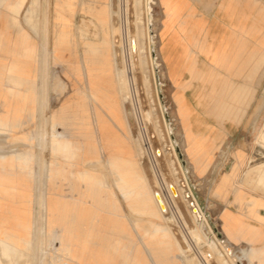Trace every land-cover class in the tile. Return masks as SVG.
Wrapping results in <instances>:
<instances>
[{"label": "rangeland", "instance_id": "rangeland-1", "mask_svg": "<svg viewBox=\"0 0 264 264\" xmlns=\"http://www.w3.org/2000/svg\"><path fill=\"white\" fill-rule=\"evenodd\" d=\"M21 1L22 0H18V5ZM31 1L33 0H26L24 1L25 3L20 5V7L22 6L23 12L21 16L23 19V35L18 41V47L20 49L17 52L15 50H9L6 57H1L2 59L0 58V65L3 71L0 75H6L7 81L14 86H17L18 88L21 86L23 87L22 91H16L18 94H14V97H7L6 99L3 98L2 106L5 109L4 112H7L9 115L10 113L13 115L14 112H16L14 116L16 114L19 116L23 113V119L22 124H20L16 129H13L8 133H0V148H2V146L5 147L2 150L0 149V155H5L7 157L19 155L21 158L20 161H23V158H29L26 169H20V167H18L13 170V172H22L24 178L29 184L32 183L33 187L31 192L33 194V196L31 194V222L29 224L30 228L28 227L27 230L29 234L26 232L28 235L27 239L32 238L31 235H33V233L31 234V232H33L34 228L37 226L36 224L34 225V217L37 213L35 202L36 197L39 194L44 196L48 192H51L50 185L48 186L47 184L46 176L48 175L49 169L52 170L55 168L53 166H49V163L53 160V153H51L46 145L39 141L42 131L45 133L46 140L48 139V135L51 133L49 123L47 122L50 115L58 113L60 108L67 103H69L71 107L82 106L84 103L87 105L85 108L88 109L92 118L95 114H102L104 116L106 112L105 109L102 108L100 102L92 100L89 101L82 93L83 88L86 87V82L83 77H78L74 74V72H72V70H67L64 63L59 62L56 59L51 60L50 58V51L52 48L55 30L52 18V3L54 0H37L36 5L33 4V6L30 7ZM92 1L93 0H79L78 5L72 10L63 7L73 23L72 32L75 35L72 37V40H70V43L66 48H63V46L60 48H63V50L65 49L63 53V55L65 54V59L69 58V60H72L71 56L75 54L77 57L80 55V59L83 62H86L89 60L93 61L90 57H88V55H86V52H91L85 43L91 44L97 48L99 54L104 56H111L112 54H115V66L117 68L122 69L127 66L126 72L128 70V77L130 78L131 76L133 79L134 85L132 86L134 88L133 91L135 92V94L133 92V96H135V106L133 107L130 103H124L122 110L123 116L126 119L125 125L123 128H116L112 126L111 128L115 133V141L116 143H119V146L117 147L120 150H129L135 155L137 146L133 140L137 139L136 143L138 145L142 144V140L146 144V159L141 161V171L144 173L149 184L154 190L153 192L161 213L168 215V210H171L174 214H176V205L179 207L182 217L188 226L192 227V223L199 225L202 233L205 235L208 232L207 222L211 230V226H213L218 232H220V222L218 218L221 220V214L224 208L220 212L222 206H219L217 203L219 200L216 197L221 195L223 190L229 184L233 187V191L237 190L235 194L236 197H241V192H243L249 197L264 203V188L260 185H254L253 183H246L244 180L245 172L257 166H264V88L259 90L258 101L249 107L246 121L248 136L243 152H236L233 149H223L222 151H219L215 155L217 163L206 173L204 177L198 179L193 175L194 172L198 173V170L193 168L192 173L186 164L184 150H186L187 143H185L182 139L172 90L167 82L158 55V32L161 17L159 1L139 0L138 9L140 11L141 19L137 22L135 21L133 0L101 1L109 4L110 9L113 12V16L111 18H105L104 21L99 24L93 22L92 20H86V18H88L86 16L88 15L84 13L82 14L81 12L82 4H84L83 7L92 5L97 7L100 6V4H92ZM124 7L125 11H123ZM89 8L91 7H87V9ZM28 9L33 10V16L29 22H25L24 11ZM44 14L46 15L45 20L43 16ZM20 15L21 14H19V17ZM97 15L102 16L99 10H97ZM84 25L83 41L76 32L78 26ZM94 26L102 29V31L99 33V30H96ZM136 29H141L142 32V35H140L144 46L142 62H140L136 53V39L138 38L135 36ZM145 36L147 37V40L145 39ZM147 49L149 55L146 52ZM129 51H131V53ZM130 70L131 72H129ZM143 72L148 78L145 86L143 85ZM13 90L14 89L8 88L7 91L11 92ZM14 99L18 100V104L10 103V101H13ZM163 107L165 108L169 120L168 126L171 128L173 139L182 154L183 160L185 161L187 168V173L185 174L180 166L178 154L173 142L171 141L168 126L163 114ZM145 113L151 114H149V118H146ZM70 117V119L65 121L64 127L57 126L55 129V132H58L61 136L67 137L70 141H72V145L74 146L68 151H60L57 153V161L59 165L65 168V172H63L61 176L66 180L62 182V180L58 178L55 180L52 188L54 192H61V194L65 197L77 198L80 201L76 208L66 217L67 222L69 223L68 226L71 228L69 233L71 236L70 238L75 240V237H79V234L81 233L80 230L87 228L86 225L95 224L98 231L102 229L101 225L106 223L107 219V217L100 211L94 212L90 210V205H93V195L85 188L82 175L92 173L94 172V169H96L98 171L96 174L100 177L104 190L107 192L110 191L115 196V198L120 202L121 208L124 212H126V208L119 197L117 189L112 185L111 180L102 175V172L106 173V171L101 162L106 161V157L116 147L115 144L113 145L108 141L104 143L101 139H99L98 134H94L92 138L83 136V131L77 127L78 121L74 118V115L72 114ZM109 123L111 124L110 121ZM153 123L157 125L156 128L158 130V134L154 130ZM93 126H95V123ZM182 128L184 129V132L186 131V134L184 133L185 136L188 137L183 117ZM261 130L262 137L260 139V144H257L255 139L260 135ZM123 141L125 143H123ZM83 142L87 143V145L91 143L95 147L98 145V148H101L100 152L96 154L90 153L87 149V145H84ZM185 155H187L186 151ZM208 155L209 157L207 159V163L211 158V153ZM95 158L99 160H96ZM233 164L234 168L232 173L221 178L222 186L218 189V191H215L214 188L221 174L228 172ZM150 166L161 181L159 188L153 187V177L150 171ZM160 174L163 175L165 180L162 178V175L160 176ZM35 175H37V182L34 184L33 181L35 180ZM248 175V180L254 179L256 176L254 172H249ZM238 179L240 181L243 180L241 184L238 183ZM174 181L175 183H172ZM60 185L64 186L60 187ZM259 186L261 189L258 188ZM231 195H233V193H231ZM180 197H182V199ZM40 212L43 216L40 223L44 224V210L42 209ZM260 213L264 215V209L260 210ZM176 217L182 225L179 216L177 215ZM130 218H134V215H131ZM171 227L173 239L179 247L184 248L185 243L182 239V228L184 230V226L181 228L179 225H172ZM46 231L47 227L45 226L40 233L42 238H44ZM215 238V240L218 239L217 242L223 249L224 247L227 248L229 254H227L226 257H230L235 264H240V259H238L240 252L242 250H247L248 244L241 243L237 245L231 241L232 245L228 242L225 243L222 236L220 238ZM187 239H185V241L189 245V251H192L193 246L195 245H203L201 243L195 244V242L191 241L190 238L188 240ZM46 241L47 244L45 245V243H43L40 247L37 246V243L34 242V240L32 241V246L29 251V257L32 260V264H54L52 259L58 261L55 264H59L61 262L59 259L66 262L64 264H72V262L67 261L66 259L68 258L63 257L60 252L51 256L48 251L51 248L50 245L53 241L49 239H46ZM79 242L80 241H77L76 243L73 242L71 247L72 250L75 249L76 259H79L80 257L78 254L81 251V247L79 246L81 242ZM119 246L120 245H117L116 242L107 243L103 241L102 238L97 237L95 240H90L88 243V247L86 248V256L88 257H86L87 260H84L86 264L139 263V259L133 253L132 249L129 250L125 257L120 255L119 251H121L120 249H122V247L120 246V248ZM206 247L207 246H202L201 248L203 250H207L208 248L206 249ZM215 247H217L216 244ZM105 249L110 250V253L108 254V252H105ZM236 250H239L238 254L233 253ZM106 253L108 255H106ZM211 253L215 258L212 264H218L216 260L217 252L215 251L213 253L211 251ZM174 254L177 255L178 253L174 252ZM185 254L189 256L188 258H192L194 264H197L195 259H193L192 253L188 252ZM226 257H224V259ZM105 258H108V260L110 259L109 263H107L108 260H105ZM180 259H182V257L179 256V259H173V261L177 264H182ZM244 263L246 264V261H244Z\"/></svg>", "mask_w": 264, "mask_h": 264}, {"label": "crops", "instance_id": "crops-1", "mask_svg": "<svg viewBox=\"0 0 264 264\" xmlns=\"http://www.w3.org/2000/svg\"><path fill=\"white\" fill-rule=\"evenodd\" d=\"M158 1L161 15L158 55L172 90L182 139L186 141V131L184 132L182 128V116L178 114V109L182 110L184 104L185 130L191 143L200 147L202 152L211 153L209 162L203 166V172L198 174L193 173L192 161L195 157L187 158L184 150L188 168L195 177L201 179L217 163L216 153L223 149H233L236 152H243L245 149L249 107L258 101L259 90L264 88V0ZM15 10L17 13L14 12ZM22 13V6L18 10V0H0V58L8 55L7 50L17 52L20 49L18 41L23 35ZM8 43L10 45H7ZM0 73H3L1 65ZM8 88L14 90L8 92ZM22 89V86L18 88L8 82L6 75H0V133L11 132L22 124L23 113L19 116L8 115L2 106L3 98L14 97V94H18L16 91ZM11 103L18 104V100L14 99ZM97 116L98 114H95L92 118L96 134H98L95 122ZM198 139L202 142H198ZM114 141L112 143L117 145L118 142ZM113 151L116 154L115 158H124L123 150H119L117 146ZM20 159L19 155L11 157L0 155V229L11 235L16 233L13 235L17 236L16 238L26 236L25 232L31 222L33 189L32 183H28L22 172H13L18 167L27 168L29 158H23V161ZM234 164L228 172L221 174L219 180L232 173ZM58 178L61 179L62 176ZM61 180L64 182L66 179ZM36 182L37 175L33 183ZM52 187L53 185L50 186L51 192L58 193L54 192ZM232 188L229 184L222 194L216 197L219 200L217 203L222 206L220 212L224 208V231L219 225L222 228L220 232L224 236L225 232L229 234L234 244L248 242L256 251L254 258L262 259L264 258V215L260 210L264 209V203L254 198L251 200L246 193L236 197L237 190L233 191ZM22 192L25 194L23 195ZM68 198L64 196V201L66 202ZM71 211L67 209L61 214L57 235L59 242L71 250L73 242H81H79L81 247L79 255L82 257L80 256L79 259H86L88 243L97 237L107 243L116 242L122 247L119 251L120 255L126 256L131 249V230L126 225V221L117 216L126 215L127 212L122 208L114 214L101 210L100 212L107 217L106 223L101 225L102 229L97 231L95 224L86 225L87 228L80 230L79 237L73 240L70 238L71 228L66 219ZM240 225L242 227H239ZM257 227L261 230H257ZM105 252L110 253V250ZM140 262L141 259L138 264H141Z\"/></svg>", "mask_w": 264, "mask_h": 264}, {"label": "bare ground", "instance_id": "bare-ground-1", "mask_svg": "<svg viewBox=\"0 0 264 264\" xmlns=\"http://www.w3.org/2000/svg\"><path fill=\"white\" fill-rule=\"evenodd\" d=\"M24 1H26V0H22L21 1L22 3L20 2V4L18 5V10H19L20 5L25 3ZM36 1L37 0L31 1L30 7H32L33 4L36 5ZM101 1H104V0H93L92 1V4H100V6H98V7L93 6V5L83 7L84 4L81 5L82 6L81 7L82 14L84 13V14L88 15V16H86V17H88V18H86V20L87 19L92 20L93 22L99 24V23H102L105 18H111L113 16V12L110 9L109 4L103 3ZM133 1H134V9H135V21L137 22L141 19L140 18L141 17L140 11L138 9V1L139 0H133ZM78 2H79V0H54L53 1V3H52L53 17L52 18H53V22H54L53 24H54L55 30H54L52 48L50 51L51 52L50 58H51V60L56 59L57 61L64 63V66H66L67 70H72V72H74V74L76 76H78V77L81 76L85 79L86 87L83 88L82 93L85 95L87 100L100 102V104L102 105V108H104L105 111L107 112L106 115L103 116V115L98 114V116L95 118L97 132L99 134V139H101L104 143H106V141L112 143L114 141V138H115V133L112 131L111 126L116 127V128H123V126L125 125L126 119L123 116V110H122L123 104L124 103H130L133 107L135 106V98H134L135 96H133V92H134L133 89L134 88L132 86V85H134L133 79L131 78V76H130L131 79L128 77V73H127L128 70L126 72L127 66L123 67L122 69H119L115 66V63H116V55L115 54H112L111 56H108V55L104 56L102 54H99V51L97 50V48L91 44L85 43L91 52V53L86 52V55H88V57H90L91 60H93V61L89 60V61L83 62L80 59V55L77 57V56H75V54L71 56L72 60H69V58H67V59L64 58L65 54L63 55V53H64L65 49L63 50V48L64 47L66 48L69 45L70 40H72V37H74L75 34H73V32H72L73 23L70 20L69 15L65 12L63 7H66L69 10H72L74 7H76L78 5ZM87 7H91L92 9L91 8L87 9ZM97 10H99L101 12L102 16L97 15ZM261 10H262V8H261ZM123 11H125V7H124ZM14 12L17 13L16 10ZM32 16H33V10L32 9H28V10L24 11V21L25 22H29L32 19ZM43 16H44V20H45L46 15L44 14ZM15 21H16V19H15ZM77 28H78L77 32L76 31L75 32L84 41V39H83V28H85V25L84 26H78ZM94 28L96 30L98 29L99 33H100V31H102V29H100L98 27L96 28L94 26ZM140 35H142L141 29L140 30L136 29L135 30V36H136V38L138 37L136 39V53L138 55L140 62H142V58H143L142 53L144 52V46L142 43V37ZM145 39L147 40L146 36H145ZM7 45H10V44L8 43ZM61 46H63L62 49L60 48ZM129 52L131 53V51H129ZM146 52L149 55L148 49L146 50ZM7 53H8V50H7ZM129 67H130V65H129ZM129 72H131V70ZM147 81H148V78H147L146 74H144V72H143V85L144 86L147 84ZM134 94H135V92H134ZM260 94H262V93H260ZM83 102H81V103H83ZM10 103H11V101H10ZM8 105H10V104H8ZM86 106L87 105H85L84 103L82 106H78V107H71L69 103L62 106L60 108V111L58 113L51 114L48 121H47L49 123L50 130H51V133L48 135V139L46 140L45 133L43 131L40 134L39 141L42 144L46 145V147L51 151V153H53V157H52L53 160L49 163V166H53L55 168L52 170L49 169L48 175L46 176L48 186L53 185L55 179L58 178L59 176H61V174L63 172H65V168L63 166L61 167V165H59V163L57 161V153L60 151H63V152L68 151L69 149H72L74 147L72 145V141H70L67 137L61 136L58 132H55L56 127L57 126H63L64 127L65 121L67 119H70L71 118L70 115L73 114L74 118L78 121L77 127L83 131L82 132L83 136H85L87 138L88 137L92 138L94 136V134L96 135L95 127L93 126L92 116H90L88 109L85 108ZM183 106H184V104H183ZM183 106H182V110L178 109V113L182 117H183V110H184ZM14 107H15V105H14ZM9 108H7V109H9ZM17 108H19V107H17ZM147 112H149V111H147ZM15 113L16 112H14V114ZM14 114H13V116H14ZM145 114H146V118H149V116L151 115L150 113H145ZM10 115H11V113H10ZM187 115H188V113H187ZM184 119H185V117L183 118V120ZM109 121L111 122V124L109 123ZM150 121H152V120H150ZM153 122H155V121H153ZM156 126L157 125L154 124V130L158 134V130H157ZM193 133H194V131H193ZM77 134H79V133H77ZM77 134H74V135H77ZM195 137H196V135H195ZM261 137H262V130L260 132V135L255 139L257 144H260ZM95 138H96V136H95ZM204 138H205V136H204ZM210 139L211 138L209 137V140ZM131 140H132V138H131ZM206 140H208V139H206ZM136 141H137V139L133 140V142L137 146L135 155L133 153H131L129 150H126V151L124 150L123 151L124 152V158H121V159L115 158L116 154L112 150L110 153L108 152L109 155L107 153L108 156L106 157L107 158L106 161L101 162V164L103 165V167L106 171V173L104 172L105 174L102 172V175L104 177H108L111 180L112 185L115 186V188L117 189L119 197L122 200V203L124 204V206L126 208L125 210H126L127 214L123 215V216H117V217L120 218L121 220H125L127 223L126 225L131 230V237H130L131 238V241H130L131 249L133 250V253L138 257V259L142 260V262H140V263L143 264V262H144V264L145 263L146 264H177L175 261H173V259L177 260V259H179V256H180V257H182V259H180L182 264H194L192 258H188L189 256L185 254V253L190 252L189 251V249H190L189 245L185 241V239L190 238V240L194 241L195 244H197V243L203 244V245H199L200 247L201 246H207L206 249L207 248L208 249L206 251H208V252L212 251L213 253L216 251L217 252L216 260H217L218 264H235V262L232 261L230 259V257H226L227 254H229V252L227 251V248H225L223 246L224 247V249H223L221 247V245L218 244V242H217L218 239L215 240L216 238H214V240L210 241V239L206 237V234L204 235L202 233L201 227L199 225H196L195 223H192V227L188 226V224L184 221V218L182 217V213H181L178 206L175 205L176 212H177L176 214H174L171 210H168L169 211L168 215L161 213V211L158 207L157 201H156L155 194L153 192L154 190L152 189V186L149 184L148 179L146 178L144 173L141 171L142 167L140 164L142 163L141 162L142 160L146 159L145 155L147 153V146L143 140H142V144H140V145H138L136 143ZM85 142H83V144L87 145V143H85ZM191 142L192 141L189 139V136L186 137V141H185V143H187V147L185 150L186 154H187L186 156H187V158L195 157L194 160L192 161L193 168H196L198 170V173H202L203 172V166H205V164H207V159L209 157L208 154H210V153L209 152L208 153L202 152L200 150V147L194 146ZM198 142H202V140L199 141V139H198ZM123 143H125V142L123 141ZM115 146H119V143H117V145H115ZM3 148H5V147L2 146V148H0V149L2 150ZM87 149H89L90 153L92 152V153L96 154V153L100 152L101 148H98V145H97V147H95L94 145H92L90 143L87 145ZM1 152H3V151H1ZM99 156H97V157H99ZM86 159H87V157H86ZM96 160H99V159H96ZM94 162H96V161H94ZM150 171H151L152 177H153V187L159 188L161 181L158 178V176H156V174L153 171L151 166H150ZM172 172H170V173H172ZM249 172H254L256 174L254 179L248 180L249 179V175H248ZM46 173H47V171H46ZM96 173H98V171L96 169H94V172L86 173V174L82 175V180L84 182L85 188L88 190V192H90V194L93 195V201H92L93 205H90V210H99V211L102 210L104 212H107L108 214H114L118 209H121V204L110 191L107 192L106 190H104V188L102 186V181H101L100 177L97 176ZM80 174H81V171H80ZM161 175L162 174H160V176ZM162 178H163V175H162ZM221 180L222 179H220L218 181V183L216 184V186L214 188L215 191H218V189H220V187L222 186ZM244 180L246 181V183H253L254 185H260L262 188H264V166H257L255 168H252L251 170L245 172ZM242 181L243 180L240 181L238 179V183L241 184ZM172 183H175V181ZM164 184H165V182H164ZM64 185H60V187L64 186ZM260 186L258 188H260ZM50 191H51V189H50ZM242 193L243 192H241V195H242ZM24 194L25 193H23V195ZM32 196H33V194H32ZM13 198H14V196H13ZM180 198L182 199V197H180ZM251 200H252V198H251ZM35 202H36V207H37L36 208L37 213H36V216L34 217V225L36 224L37 226H36V228H34V231L31 232V234L33 233V235H31L33 239L32 238L27 239V236H28L27 234L23 238H16L17 236H13L16 233L11 235V234H9L5 231H2L0 229V264H32V260L29 257V251H30V247L32 246V241L34 240V242L37 243V246L40 247V245L43 243H45V245L47 244L46 239L53 241L50 245L51 248L48 251L49 254H51V256H53L54 254H58V252H60V253H62L63 257L68 258L66 260L71 261L72 264H86L85 260H87V259H85V260L84 259H76V252L74 250L69 249V247L64 246L61 242H59V238L57 235V231H58L60 224H61L60 216L63 213V211L67 210V209H71V210L75 209L80 201L77 198L69 197L68 200L65 202L64 201V195H62L61 193L58 192V193L54 194L52 192H48L44 196H41V194H39L36 197ZM42 209L44 210V213H45V217H44L45 223L44 224L40 223L41 219L43 218V216L40 212ZM2 211H3V209H2ZM223 213L224 212H222V214H221V220H220V218H218V220L220 222V227H222L223 231H224ZM64 214H65V212H64ZM131 215H134V218H130ZM177 215L181 219L182 225L178 221V219L176 217ZM14 216H15V214H14ZM231 216H232V214H231ZM7 219H9V218H7ZM242 223H244V222H242ZM244 224H247V223H244ZM251 224H253V223H251ZM172 225L173 226L179 225L181 228L184 226V230L182 228V233H183L182 239H183V242L185 243L184 248L179 247V245L173 239L172 227H171ZM45 226L47 227V231L45 232L44 238H42L40 233H41V230L43 229V227H45ZM239 227H242V226L240 225ZM19 228H21V227H19ZM207 228H208V232H210L211 228H209L208 222H207ZM256 229L261 230V229H258V227ZM110 230L112 231V229H110ZM119 232H120V230H119ZM221 232H222V229H221ZM245 233H247V230ZM245 233L244 234L242 233V235H245ZM17 235H18V233H17ZM221 235H222V238H224V241L232 244L230 242V241H232V239L230 238L229 234H227L225 232V236L230 241L224 236L223 233ZM124 236L125 235H123V237ZM252 242H254V241H252ZM256 242H257V239H256ZM92 244H93V242H92ZM215 244L217 247H215ZM246 244H248V249L245 251L242 250L240 252V256L238 257V259H240L239 260L240 264H245L244 261H246V264H264V258L255 259L254 258V253L256 252L255 249H252L248 242ZM197 246L198 245H195L193 247L195 248ZM91 249H93V248H91ZM86 251H87V249H86ZM174 252H177L178 254L176 255V254H174ZM123 253H124V250H123ZM233 253L238 254L239 250H236ZM108 254L106 253V255H108ZM224 257H226V258L224 259ZM213 258H214V255H213ZM52 260H53L54 264L56 262H58L55 259H52ZM105 260H108V258L107 259L105 258ZM59 261H61L59 264L66 263V262H63L62 259H59ZM109 261H110V259L108 260L107 263H109ZM135 262H136V259H135Z\"/></svg>", "mask_w": 264, "mask_h": 264}, {"label": "built area", "instance_id": "built-area-1", "mask_svg": "<svg viewBox=\"0 0 264 264\" xmlns=\"http://www.w3.org/2000/svg\"><path fill=\"white\" fill-rule=\"evenodd\" d=\"M211 231L206 233V237L209 238L210 241L214 240V238L216 237V234L212 231L214 233L213 234ZM224 242L227 243L226 241ZM201 247H193V250L190 251V253L193 254V259H195V262H197L198 264H212L214 259L213 254L211 252L203 250Z\"/></svg>", "mask_w": 264, "mask_h": 264}, {"label": "water", "instance_id": "water-1", "mask_svg": "<svg viewBox=\"0 0 264 264\" xmlns=\"http://www.w3.org/2000/svg\"><path fill=\"white\" fill-rule=\"evenodd\" d=\"M157 84L159 85V83L157 82ZM161 97V96H160ZM163 114H164V117H165V120H166V123H167V126L169 125V120H168V117H167V114H166V111H165V108L163 107ZM168 130H169V134H170V137H171V141L173 142V145L176 149V152L178 154V159H179V163H180V166L185 173H187V168H186V165H185V161L183 160V157H182V154L181 152L179 151V149L177 148L176 146V143L173 139V135H172V131H171V128L168 126ZM212 227V230L213 232L216 234V237L220 238L222 235L220 232H218L215 227L211 226Z\"/></svg>", "mask_w": 264, "mask_h": 264}]
</instances>
